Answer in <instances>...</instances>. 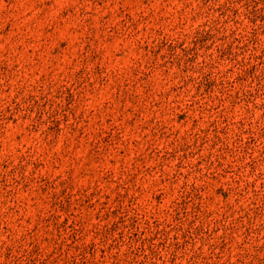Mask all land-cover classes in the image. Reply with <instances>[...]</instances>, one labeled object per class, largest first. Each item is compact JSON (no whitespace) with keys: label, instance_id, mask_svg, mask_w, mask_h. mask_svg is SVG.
Here are the masks:
<instances>
[{"label":"rangeland","instance_id":"rangeland-1","mask_svg":"<svg viewBox=\"0 0 264 264\" xmlns=\"http://www.w3.org/2000/svg\"><path fill=\"white\" fill-rule=\"evenodd\" d=\"M0 264H264V0H0Z\"/></svg>","mask_w":264,"mask_h":264}]
</instances>
